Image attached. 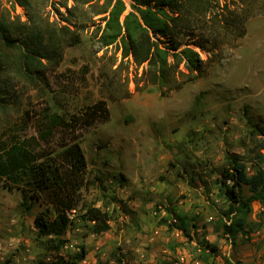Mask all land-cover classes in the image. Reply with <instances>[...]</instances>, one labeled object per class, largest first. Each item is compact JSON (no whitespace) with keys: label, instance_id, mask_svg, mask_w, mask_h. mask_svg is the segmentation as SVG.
Masks as SVG:
<instances>
[{"label":"rangeland","instance_id":"374dc122","mask_svg":"<svg viewBox=\"0 0 264 264\" xmlns=\"http://www.w3.org/2000/svg\"><path fill=\"white\" fill-rule=\"evenodd\" d=\"M30 1L29 8L0 0V11L21 27L29 13L43 25H67L80 39L70 43V32L59 62L37 72L39 82L19 74V49L5 48L0 134L28 110L33 120L26 133L36 135V116L50 102L73 114L104 100L110 115L79 127L87 183L68 213L71 224L59 249L34 224L45 202L25 211L21 192L0 183V264H63L82 245L86 264H117L118 256L124 264H264V205L254 201L247 232L232 236L222 226L228 202L216 182L227 151L241 155L250 174L257 155H264V136L252 134L248 122L264 128V0L251 7L237 0L197 5L177 39L206 60L208 53L196 45L202 44L212 60L198 77L183 76L189 80L181 88L163 92L154 85L143 89L132 67L119 64L117 45L99 42L105 14L97 12L110 9V0ZM181 68L188 72L184 63ZM60 137L56 132L38 151L59 149ZM88 205L108 212L110 230L89 232L81 218Z\"/></svg>","mask_w":264,"mask_h":264},{"label":"trees","instance_id":"16d2710c","mask_svg":"<svg viewBox=\"0 0 264 264\" xmlns=\"http://www.w3.org/2000/svg\"><path fill=\"white\" fill-rule=\"evenodd\" d=\"M237 1L248 2L251 7L257 0ZM14 2L24 7L31 6L30 0ZM128 3L130 9L126 13V0H110V9L106 7L97 12L105 14V24L99 28L98 40L104 46L117 45L116 49L121 50L119 64L127 63L125 67L128 70L129 65L132 67L131 72L144 81L143 89H148L149 85L157 86L162 92L177 89L189 80L182 79L183 76L194 74L198 77L203 64L212 60L210 51L205 50L202 44H196L208 53L206 61L193 47H182L177 37L194 18L197 5L199 8L210 6L212 0H128ZM21 24L23 27L0 11V75L6 71L5 48L19 49V74L39 82L37 72L46 62H59L70 32V43L80 39L69 26L43 25L30 13L28 21ZM182 63L188 72L183 71ZM53 105L50 102L37 114L36 135L26 133L29 122L33 120L28 110L19 122L0 134V183L21 192V206L25 211L32 208L34 201L45 202L46 208L36 214L34 224L41 236L50 238L52 248L59 249L60 244L65 242L62 236L71 224L68 213L82 201V189L87 183L88 160L81 144L79 127L104 122L109 119L110 113L104 100L89 104L80 113L73 114L58 112ZM248 122L252 134L257 132L264 136V128L251 118ZM56 132L61 135L59 149L40 153L37 148L42 143L51 142ZM263 162L264 155L259 153L254 172L250 174L242 156L227 151L225 165L218 172L216 182L228 202L227 208L222 211V219L226 220L222 226L232 236L237 232H247L245 227L254 201L264 205ZM184 172L188 173L186 168ZM193 180L191 175L188 182ZM81 218L88 222L86 226L90 233L100 235L111 229L110 215L98 207L86 206ZM182 228L190 237L186 224L183 223ZM211 250L217 251L215 246H211ZM87 254L86 247L82 245L79 251L70 255L69 260L62 263L76 264ZM117 264H124L122 257L118 256ZM160 264L171 263L162 261Z\"/></svg>","mask_w":264,"mask_h":264},{"label":"built area","instance_id":"2783aa9c","mask_svg":"<svg viewBox=\"0 0 264 264\" xmlns=\"http://www.w3.org/2000/svg\"><path fill=\"white\" fill-rule=\"evenodd\" d=\"M87 263V259L86 258H84V259H82L81 261H80V264H86Z\"/></svg>","mask_w":264,"mask_h":264}]
</instances>
